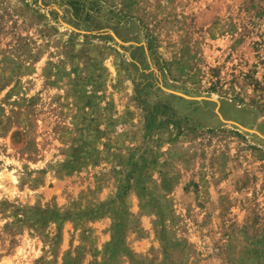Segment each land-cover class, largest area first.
I'll list each match as a JSON object with an SVG mask.
<instances>
[{
	"label": "rangeland",
	"instance_id": "obj_1",
	"mask_svg": "<svg viewBox=\"0 0 264 264\" xmlns=\"http://www.w3.org/2000/svg\"><path fill=\"white\" fill-rule=\"evenodd\" d=\"M0 264H264V0H0Z\"/></svg>",
	"mask_w": 264,
	"mask_h": 264
}]
</instances>
